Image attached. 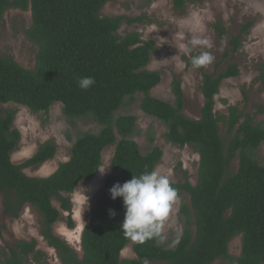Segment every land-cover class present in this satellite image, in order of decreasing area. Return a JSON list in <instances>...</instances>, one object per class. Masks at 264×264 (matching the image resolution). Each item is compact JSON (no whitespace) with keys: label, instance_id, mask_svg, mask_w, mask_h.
Wrapping results in <instances>:
<instances>
[{"label":"trees","instance_id":"1","mask_svg":"<svg viewBox=\"0 0 264 264\" xmlns=\"http://www.w3.org/2000/svg\"><path fill=\"white\" fill-rule=\"evenodd\" d=\"M111 0H0V23L11 9L31 14L25 30L29 42L37 47L32 69L18 65L11 57L0 56V193L3 214L17 219L25 206L40 217V236L55 251L60 264H143L145 260L162 264H264V166L257 152L264 153V122L230 106L227 114L215 111L214 98L223 81L239 74L236 65L218 73H201L203 104L199 119L183 114L181 83L172 82V104L150 95L161 80V73L148 71L156 52L140 34H118L122 23L141 19L102 17L100 11ZM151 1V0H148ZM200 1V0H198ZM173 9L182 13L187 0H171ZM252 24L246 23L229 40L223 57L235 55L243 35ZM219 37L225 30L215 26ZM192 57L187 60L191 64ZM264 89V65L259 71ZM90 76L95 84L87 90L77 85L80 77ZM139 109L162 123L164 138L178 148L190 147L198 156L195 185L182 171L183 182L172 183L178 197L186 195L179 214L183 222L181 236L171 248L163 247L158 237L143 244L127 239L120 230L124 218L122 198L113 200L110 189L155 170L162 158L158 147L142 153L133 137L138 134L137 119L121 115L120 110L137 101ZM243 99L246 96L243 93ZM17 105L33 114H47L60 104L70 123L87 120L97 125L96 133L84 132L71 144L70 157L48 177H29L24 170L38 168L51 161L56 143L47 141L21 164L11 161L20 143L13 126ZM263 114L261 108L257 110ZM220 125L227 128L222 139ZM114 147L110 172L100 196L80 236V253L53 233V226L69 213L70 195L81 182L91 181L99 172L102 153ZM237 160V169L231 165ZM58 203V207L53 205ZM115 215H110V211ZM240 237V254L232 257L229 244ZM132 246L135 258L122 259L121 253ZM0 264H47L46 255L35 239L22 240L0 252Z\"/></svg>","mask_w":264,"mask_h":264},{"label":"rangeland","instance_id":"2","mask_svg":"<svg viewBox=\"0 0 264 264\" xmlns=\"http://www.w3.org/2000/svg\"><path fill=\"white\" fill-rule=\"evenodd\" d=\"M102 17H125L141 19L140 22L122 23L118 34L138 33L144 41L154 44L156 52L146 67L148 71L161 73L160 83L151 90L156 99L172 104V82L181 83L184 107L183 114L191 119H199L203 99L200 93L201 73H218L228 65H236L239 74L235 78L222 82L215 96V111L227 114L230 106H236L243 116H255V122H264V89L259 81V71L264 65V0H187L182 13L173 9L171 0H111L100 11ZM252 27L241 40V48L235 55L223 57L229 50V40L237 35L246 23ZM224 29L226 34L219 37L215 26ZM31 25L29 11L9 10L0 23V56L11 57L25 69H32L35 64L37 47L28 41L25 30ZM195 38L207 39L210 47L193 46ZM202 51L210 52L214 59L211 63L194 68L187 66V60L198 56ZM243 93L246 101L243 99ZM132 105L120 110L121 115H132L137 119L138 134L133 140L142 153L150 147H158L162 158L155 169L169 174L171 182H183L182 171H186L190 182L195 185L198 172V156L190 147L178 148L164 138L166 129L158 120L145 115L138 106V99ZM60 104H55L50 111L33 114L27 108L10 105L5 109H16L14 128L21 139L18 149L11 154L14 164H21L32 157L39 146L47 141L56 143L55 157L38 168H29L24 173L29 177H48L61 163L69 160L70 148L76 136L84 132L96 133L99 128L93 122L83 120L70 123L62 114ZM223 140L227 138V128L220 125ZM114 147L102 153V164L98 174L86 183H79L70 195V212L74 227H68L69 213H63L62 219L53 226V233L66 241L72 248L80 251L81 230L89 219L90 212L101 194L103 183L110 172V161ZM257 160L264 166L262 148L257 152ZM237 169V160L231 165V171ZM77 191L79 193H77ZM87 197V198H86ZM2 195L0 193V252L7 246H13L22 240L35 239L38 249L45 253L47 264H60L55 251L40 236V217L37 211L25 206L17 219L3 214ZM183 203H188L186 195L178 197L169 218L158 237L159 243L171 248L181 236L183 222L179 210ZM58 207V203L53 201ZM82 217V219H81ZM83 220V221H82ZM240 237L229 244V254H240ZM80 253V252H79ZM122 259L135 258L132 246L128 245L121 253ZM216 261L213 264H222ZM149 264H162L149 262Z\"/></svg>","mask_w":264,"mask_h":264},{"label":"clouds","instance_id":"3","mask_svg":"<svg viewBox=\"0 0 264 264\" xmlns=\"http://www.w3.org/2000/svg\"><path fill=\"white\" fill-rule=\"evenodd\" d=\"M191 44L211 46L207 39L201 38L193 39ZM213 59L210 52L202 51L200 55L192 57L191 64L198 68L211 63ZM94 84L95 80L90 76L80 77L77 81L82 90H87ZM109 191L113 200H123L125 211L120 230L127 239L139 244L160 236L178 200V190L172 186L169 174L158 169L142 173L138 177L133 176L122 185L117 183ZM109 211L110 215H115L114 211ZM143 264H149V261L145 260Z\"/></svg>","mask_w":264,"mask_h":264}]
</instances>
